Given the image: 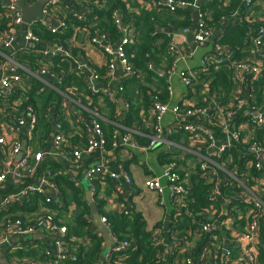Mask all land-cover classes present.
Returning <instances> with one entry per match:
<instances>
[{"label": "built area", "instance_id": "built-area-1", "mask_svg": "<svg viewBox=\"0 0 264 264\" xmlns=\"http://www.w3.org/2000/svg\"><path fill=\"white\" fill-rule=\"evenodd\" d=\"M3 1L0 19L8 17L9 27L0 33V49L9 50L6 60L1 63V70L4 75L0 77V96L8 95L15 91H30L35 83L41 88L55 90L60 93L61 98L69 99L67 92L59 90L58 85L62 78L52 71L51 58L57 54L71 57L69 49L72 42L66 47L57 42L43 40L33 32V25L36 21L25 24L20 11L15 7L17 0ZM25 1V0H24ZM70 3L78 4L81 11L71 9L64 4V0H50L43 8L44 17L50 22L40 20L42 23H50L49 30L52 33H62L67 24L64 17L68 12L77 19H83L86 15V0H69ZM143 1V0H142ZM230 0H223L222 6L226 7ZM141 2V1H140ZM154 9L174 13L177 7H192L195 11L193 19L191 13V25L175 28L168 25V52H174L176 57L171 61L165 77L169 79L177 72V61L185 62L192 58L197 48H209L204 52L200 60L199 70H194L189 66L178 72L180 81L189 88L204 85L205 93L200 104H191L185 107L180 105L171 106L169 99L161 101L158 96H151L152 116L149 121L148 131L145 134L139 130H132L128 127L114 122L111 145L108 148L104 133L100 125V115L96 109L91 111L89 125H85L84 140H79L77 146L68 149V142L64 138L65 131L63 124L54 125L55 133L52 139L53 155H60L69 150L72 162H78L81 155L97 153L99 161L87 169L86 179L91 182L96 178L110 176L116 178L106 169V159L114 154L115 150L121 146L136 148L142 151L151 149L158 145L163 138L164 128L162 119L167 111H172L183 129L190 138L200 144L204 153L198 154V168L205 173V179L209 186L207 198L212 202L221 199L225 200L227 207L224 211L216 212L217 208L210 207L201 212L202 220L198 221L197 227L190 233L191 237H179L173 233L171 246L164 245L157 230L153 231V239L158 242V257L167 259L169 264H264L260 260V248L264 251V242H261L260 233H264V100L257 102V91L264 93V0H239L238 5L228 16H221L214 22L212 12L202 7L203 0H146ZM26 4L31 5L33 2ZM146 3V5H147ZM149 8V6L147 5ZM220 8V6H218ZM71 9V11H70ZM150 9V8H149ZM114 22L121 24L116 11L113 13ZM183 16L177 17L182 19ZM228 25H242L245 27L244 49L247 54L236 60H230L233 55L232 48L222 43L224 29ZM194 27L193 49L188 46L176 45L175 38H183L185 34ZM122 28V26H121ZM22 30V39L25 43L31 44L35 49L28 53L40 56V64L34 70L30 68L27 60L28 53L15 51L12 48V41ZM123 36L114 44H109L104 33L97 29L88 38L87 42L96 46L107 54L109 66L107 77H110L117 64L125 77L141 76L139 71L127 57L125 46L134 41V28L132 36L128 35L129 28H122ZM182 37V38H181ZM78 68L85 70L88 84L86 85L91 93L97 92L95 83L105 78L96 69L92 68L89 62H80L73 58ZM231 62V80L233 88L226 97L220 99L219 96L210 95L203 78V74L208 73L209 65ZM21 72L25 74L22 78ZM261 81L258 89L255 83ZM57 83V84H56ZM117 90L123 92V87L118 84ZM166 90L171 94V89L167 85ZM110 103H116L113 94H108ZM21 99L15 102L19 106ZM123 105V104H122ZM126 102L125 108L127 109ZM242 115V122L235 124V117ZM64 117L69 118V113L65 112ZM198 119V123L189 120ZM40 115L35 105H26L20 111L8 119V122H0V191L3 188L5 179L11 178L17 182H23L18 187L5 192L0 201V211L8 207L19 204L29 199L32 194L44 196V204L47 206L44 212L32 218H16L11 223L6 224L0 234V245L8 241L9 235H25L35 232L37 229H44L54 237L56 258L53 260L36 261L30 260L24 264H64L68 255L63 252L64 242L61 241L67 232V226L58 224L56 221L57 211L53 210V193L60 197L59 189L52 180L54 174L48 165L44 164L43 152L33 151L32 140L40 124ZM23 131V132H22ZM24 133V137L21 135ZM136 135L146 137L148 143L139 144L135 139ZM65 155V153H64ZM196 165V166H197ZM196 167H194L195 171ZM217 169H221L226 174L225 181L221 184L217 179ZM183 173L181 167L176 162L171 161L166 166L165 179L166 188L170 193V201L173 204L175 217L185 209L186 196L191 188V174ZM38 175V176H37ZM38 177V182L33 184L28 182L33 177ZM122 177L127 183L130 182L129 175L123 171ZM26 183V184H24ZM144 187L155 193L159 197V203H164L163 194L165 186L159 177H149L144 181ZM115 191H120V186L115 185ZM46 190L49 191L46 194ZM52 194V195H51ZM58 200H60L58 198ZM61 201V200H60ZM237 202L243 203L241 210ZM121 212L127 213L125 209ZM223 212V219L215 220ZM59 221V220H58ZM100 221L108 226L105 216L100 217ZM230 232V245L223 250L213 248L214 243L221 240L223 233ZM115 251L128 246L127 240L117 241ZM202 241V245L194 255V239ZM264 239V238H263ZM174 250H178L174 252ZM183 252V253H182ZM47 255L48 251L45 252ZM184 254L185 257L179 255ZM244 257L248 260L244 263ZM106 264H112L107 257Z\"/></svg>", "mask_w": 264, "mask_h": 264}, {"label": "crops", "instance_id": "crops-1", "mask_svg": "<svg viewBox=\"0 0 264 264\" xmlns=\"http://www.w3.org/2000/svg\"><path fill=\"white\" fill-rule=\"evenodd\" d=\"M145 1L146 0L140 2L141 7H144L149 11L159 12ZM64 2L71 9L81 11V8H77L79 6L78 4L72 2L70 3V1L69 3L66 1ZM146 3L150 9L147 7ZM2 6L3 1L0 0V11H2ZM187 9L190 10L194 19L196 16L194 9L192 7H188ZM132 11H137L138 13L139 8H133ZM51 20L53 23V19ZM132 28L133 27H130L128 32L130 38H133ZM193 29L194 27L192 26L190 31L185 34L184 41L182 37V39L176 37V45L188 46L189 48L193 49L195 47V31ZM159 30L160 32L164 33L166 37L169 28L168 26H164ZM161 41L162 38L159 37L157 43L159 44ZM80 43L84 45V48L80 50L81 53L77 54L78 57L74 56L75 59L80 62H90L98 68L106 63V61L108 60V55L96 46L89 44L87 40H83L82 35L80 39L73 40L70 47H80ZM12 48L15 49V51H24L27 53L31 49H35L34 46H31V44H27L23 41L22 30H20L19 33L15 35L12 41ZM201 49L202 52H200ZM208 49L209 48L207 47L197 48L192 58L186 59L185 62L178 60L176 63L178 70L169 79L165 77V73L169 68L171 61L175 59L176 55L174 52L170 53L168 51L166 52V55L163 54L160 61L161 66L158 69V74L159 76H164L165 88L168 85L171 89V94H169V103L171 106L178 104L181 107H185L191 104H200L202 96L206 92V88H197V86L193 88L187 87L180 81L178 72L184 69L186 66H189L194 70H199L200 60L203 57L204 52H206ZM7 53H9V50L0 49V77L4 75V71L2 72L1 70V63L6 60L5 56L7 55ZM28 55L31 54L28 53ZM21 75L24 79L25 74L21 72ZM122 77L123 72L121 68L117 64H115L113 73L109 78L102 79L99 82L95 83V89H97V92L92 93L94 94L93 98L85 95V93L75 92V96L69 95V99H67L66 97H60L56 102L49 103L47 102L48 91H44L42 95L36 96L34 99V105L39 112L41 120L32 140L33 151L35 153H44L43 159H45V165L49 164L48 159H51V161L54 162V166L52 168H50L51 166L49 167L54 174L53 177L63 175L67 177L70 182L74 183L76 186L82 189V195L86 203L88 204V208L89 203L86 199V192L89 191V197L91 201L95 203V206L97 207V205L100 203V209L99 207H97L100 217L107 213H120L123 209H125L127 212L138 213L144 219L146 229L157 230L164 245L170 247L173 233L176 232V230L180 226L181 217H175L173 204L170 201L171 196L169 190L166 188L167 181L164 177L166 166L171 161H174L181 167L183 173L194 172V167H196L200 158L198 154L204 153V149L200 144H198L199 142L196 143L185 131H183V129L178 128L181 126L177 123V119L172 111H167L162 119V125L164 128V140H162L158 145L151 149H147L146 151H142L136 148H130L127 146H121L115 150L113 155L106 159L105 165L107 171L111 175H114L116 178L111 179L110 176H105L96 178L95 180L89 182L85 177V173L88 168L95 165L99 161V155L97 153H83L78 162L75 163L71 161V156L69 154L68 149L77 146V142L84 138L83 130L85 129V125H89L91 111L93 109L97 110L102 121L114 124V122L110 118V108L107 105L109 93L113 94L117 101V110L115 111V114H113V116L115 115L119 116V118H122V116L127 111L125 108L127 99L128 101L131 100V102L136 107L140 105L141 96L138 94L139 92H137L136 88L134 87V81L130 80L126 84L127 99H124L121 93L118 92L117 86L120 83ZM86 80L87 78L85 76L84 82L87 85L88 82ZM176 83H178L180 87L183 86L182 89L178 88L175 91V89L173 88V84L175 85ZM147 85L155 88L157 85L162 84L157 77H153L151 82ZM81 98L86 101L85 104L81 102ZM103 98H105V100ZM118 98L121 99V103L123 102L122 106L118 102ZM143 109L144 108L140 110L137 119L133 121V126L130 129H137L147 134L149 133L148 125L152 116V108L151 106H149L144 111ZM65 112L69 113L68 119L64 117ZM242 120V115H238L237 117H235V124L242 122ZM189 121L193 123L199 122L198 119ZM58 122L60 124H63L65 131L64 138L68 142V147H66L68 149H65V152L61 153L60 155H53L52 152L54 148L52 145V139L55 133L54 125ZM21 135L24 137V133H22ZM142 137H144V135ZM160 154H165L169 156V158L162 161L159 158ZM123 171H125L129 175V183H127L122 177ZM216 172L217 179L222 184L226 179V174L221 169H217ZM152 176L159 177L161 179V183L165 186L163 194L164 203L162 205H160L159 203V197L155 193L147 190L144 187V181ZM37 178L38 177L35 176L32 180L30 179L29 181L35 184L38 182ZM21 184H23V182H17L7 177L3 183V188L0 191V201L5 192L18 187V185ZM115 185L120 186V191H115ZM56 186L59 189V186L57 184ZM48 193L49 191L46 190V194ZM52 196L54 197L53 203H51V205L53 207V210L57 211V218L59 222L66 226L73 224L75 220V213L77 212L78 207H76L72 202H68L66 206H63L62 201L58 200V198H60L58 195L55 196V194L53 193ZM30 201L31 200L27 199L19 204H14L8 207V209H3L0 211V234L5 227L6 221H9L14 217L32 218L44 212L45 208H47L42 199H38L37 201L33 202ZM54 201L59 202V206H61L62 208L61 210L59 209L57 204V207L53 205L55 204ZM216 203L217 213L219 211H224L227 207V204L222 197L221 199H218ZM222 215L223 212L221 213L219 218L217 217V219L215 220L223 219L224 217ZM83 219H85L89 223L88 230H90V232L97 234L99 233L102 236L97 226L93 222L90 211L89 214L83 215ZM110 235L112 237L111 232ZM231 236L232 233L230 232L223 233L221 236V240L217 243H214L213 248L219 250L226 249L230 245ZM263 238L264 233L262 231L260 233L261 242H264ZM75 241L76 243H80L82 245L89 244V238L86 235L83 237L75 238ZM194 241L195 245L193 251L195 255V251H198L200 249L202 241L197 238L194 239ZM103 242L104 249V247H106L104 238ZM115 242V239H113L112 237L113 247L105 255L103 264H106L109 252L111 250H114V247L116 246ZM45 249H47L48 252L49 250L54 251L55 246L54 237L44 229H37L31 234L9 235L8 241L0 245V264H24L30 260L38 261L40 260L38 258L39 255ZM54 253L56 255L55 251ZM243 260L244 263L248 262L245 257ZM100 262L101 259L99 258V260L96 261L95 264H100ZM194 264H196L195 261Z\"/></svg>", "mask_w": 264, "mask_h": 264}, {"label": "trees", "instance_id": "trees-1", "mask_svg": "<svg viewBox=\"0 0 264 264\" xmlns=\"http://www.w3.org/2000/svg\"><path fill=\"white\" fill-rule=\"evenodd\" d=\"M27 3L34 2L35 0H25ZM140 1L142 0H87L85 7L86 10L85 18L77 19L72 16L71 12H68L64 21L67 24L66 29L62 33H52L49 30L50 23H42L36 21L33 25V32L41 37L43 40L49 42H57L60 45L66 47L67 43L73 40H78L83 37V40H88L97 29L99 32L105 34L109 44H114L119 41L123 36V30L121 26L127 28H134L133 43L125 46L126 54L131 63L141 71V77L123 76L120 85L123 87L121 95L124 99H127V88L126 84L128 81H134V87L138 94L141 96L140 105L136 107L131 100L128 101V107L122 118L119 116H113L117 110V103H110L107 100V105L110 108L111 120L118 122V124L125 127L131 128L133 121H135L142 108L143 111L147 107L151 106V96H158L161 101H167L168 92L165 88L164 76H159L158 69L161 66V58L166 55L168 50V38L165 34L160 32V28L171 24L175 28H181L190 26L191 12L185 7H177L174 13L165 11L153 12L148 9L141 7ZM239 0H230L229 4L224 7L222 6L223 0H203L202 7L209 9L212 12L214 22H217L221 16H228L233 9L238 5ZM65 4V2H64ZM66 5V4H65ZM220 6V8L218 7ZM133 8L138 9L137 13L132 11ZM116 11L120 18L121 24L117 25L114 22L113 13ZM183 16L182 19L177 17ZM10 24V19L2 17L0 19V33L7 30ZM160 27V28H159ZM82 30V33H81ZM245 27L242 25H228L224 29L222 43L229 45L233 50V55L230 60H236L244 57L247 52L244 49V35ZM162 38V41L158 44V38ZM84 45L80 43V47L73 46L69 49L71 57L63 54H57L51 58L52 71L62 78L61 83L57 84L59 90L67 92L70 96H75V92H82L85 95L93 98L92 94L85 82L86 76L85 70L78 68L73 58L78 57L77 54L81 53V49ZM110 57L108 56V59ZM40 56L28 55L27 60L32 70L40 64ZM90 66L96 69L102 76L105 75L104 79H107L106 73L108 70V60L100 68L95 67L92 63ZM232 67L231 62H224L219 64L209 65V71L203 74L202 80H204L207 86V91L210 95L219 96L220 99H226L233 88V82L231 80ZM157 77L162 85H157L155 88L148 86L152 78ZM261 81L255 83L258 89L261 86ZM204 87V85L197 86ZM44 91H48L47 102H56L60 97V93L51 89H42L41 85L35 83L30 91H15L8 95L0 96V122L6 123L8 119L16 114L26 105H34V99L36 96L42 95ZM155 91V92H154ZM257 102L264 100V93L257 91ZM21 99L19 106H16L15 102ZM95 99V97H94ZM105 100V98H103ZM107 99V98H106ZM81 102L85 104V100L81 98ZM100 125L104 133L106 145L109 148L112 141L113 130L115 124L106 123L100 120ZM135 139L139 144H147L148 139L140 135H136ZM84 138H82V141ZM159 158L164 161L169 158L165 154H160ZM50 168L54 166V162L48 159ZM191 188L186 196V207L179 214L181 217L180 226L177 229L179 237H191L193 229L197 227V222L202 220L201 212L209 209L210 207L216 208L217 203L212 202L207 198L208 184L205 179V173L196 166L195 171L191 174ZM32 180V179H31ZM52 180L59 186L60 200L63 206L67 205L68 202H72L78 207L75 213V220L73 224L67 226V232L61 239L64 242L63 252L68 255L64 264H95L99 260L101 252L103 250V237L98 233H92L88 230V222L83 219L84 214H89L88 204L82 195V189L70 182L69 179L63 175L53 177ZM28 181L26 183H29ZM24 183V184H26ZM38 199L44 200V196L41 194H32L29 197L30 202L37 201ZM55 207H59V202L54 201ZM57 204V206H56ZM240 209H244V204L237 202ZM100 209V203L97 205ZM100 211V210H99ZM107 218L108 227L111 234L116 238L117 241L127 240L128 246L118 251L111 250L108 254V259L112 264H169L167 259H161L158 257V242L153 239V230H147L145 221L142 216L135 212H115L114 214L107 213L103 215ZM17 217L6 221V224L11 223ZM22 218L23 217H18ZM58 224L61 223L56 218ZM5 224V226H6ZM87 236L89 238L88 245H82L76 243L75 238ZM50 249V248H49ZM47 250V249H45ZM43 251L39 255V261L53 260L56 255L53 250H49V254L46 255V251ZM259 254L260 260H263L264 251L260 248ZM48 251V250H47ZM178 250H174L177 252ZM179 252V251H178ZM198 251H195L197 253ZM183 253V252H182ZM185 257L184 254L179 255ZM182 264V263H180Z\"/></svg>", "mask_w": 264, "mask_h": 264}, {"label": "water", "instance_id": "water-1", "mask_svg": "<svg viewBox=\"0 0 264 264\" xmlns=\"http://www.w3.org/2000/svg\"><path fill=\"white\" fill-rule=\"evenodd\" d=\"M49 1L50 0H35L31 5H28L25 3L24 0H17V2L14 5L20 11L23 22L25 24H29L32 21H40V20L51 21L49 18L44 17L42 13L43 6ZM64 1L69 3V0H64ZM86 10H88L87 7H86ZM122 28H124L123 25H122ZM118 102L122 106L123 102L121 103L120 98H118ZM89 196H90V192L87 191L86 199L89 203V211L92 215L93 222L97 226L99 232L102 234L104 241L106 243V247H104L103 252L101 253V256H100V259H101L100 264H103L105 255L113 247L112 237L110 235L108 227L105 224L101 223L100 214L97 210V207L95 206V203L91 201Z\"/></svg>", "mask_w": 264, "mask_h": 264}, {"label": "rangeland", "instance_id": "rangeland-1", "mask_svg": "<svg viewBox=\"0 0 264 264\" xmlns=\"http://www.w3.org/2000/svg\"><path fill=\"white\" fill-rule=\"evenodd\" d=\"M200 50V49H199ZM200 52H202V49H201V51ZM182 86V85H181ZM183 87V86H182ZM182 87H180V85L178 84V83H176L175 85L173 84V88L175 89V91L178 89V88H181L182 89Z\"/></svg>", "mask_w": 264, "mask_h": 264}]
</instances>
